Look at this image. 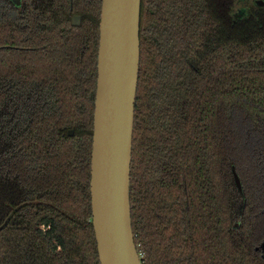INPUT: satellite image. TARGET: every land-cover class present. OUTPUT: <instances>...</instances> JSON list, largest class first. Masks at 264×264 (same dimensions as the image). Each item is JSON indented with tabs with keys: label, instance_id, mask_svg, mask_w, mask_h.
Masks as SVG:
<instances>
[{
	"label": "trees",
	"instance_id": "obj_1",
	"mask_svg": "<svg viewBox=\"0 0 264 264\" xmlns=\"http://www.w3.org/2000/svg\"><path fill=\"white\" fill-rule=\"evenodd\" d=\"M254 1L141 0L129 201L142 264H264ZM100 7L0 0V264H99L89 181Z\"/></svg>",
	"mask_w": 264,
	"mask_h": 264
},
{
	"label": "water",
	"instance_id": "obj_2",
	"mask_svg": "<svg viewBox=\"0 0 264 264\" xmlns=\"http://www.w3.org/2000/svg\"><path fill=\"white\" fill-rule=\"evenodd\" d=\"M19 6L20 0H11ZM254 4L264 8V0ZM141 0H101L90 162L91 224L99 264H142L129 201ZM245 9H239L234 20ZM80 18L72 16L78 27ZM72 137L73 132L68 131ZM237 190L238 176L233 172ZM1 230V227H0ZM264 251V242L260 247Z\"/></svg>",
	"mask_w": 264,
	"mask_h": 264
},
{
	"label": "flooded vegetation",
	"instance_id": "obj_3",
	"mask_svg": "<svg viewBox=\"0 0 264 264\" xmlns=\"http://www.w3.org/2000/svg\"><path fill=\"white\" fill-rule=\"evenodd\" d=\"M240 9H247V7L246 6H241V7H239ZM239 10V9H238ZM73 16H77V15H73ZM79 17V16H78ZM80 18V17H79ZM80 21H81V19H80ZM80 25V24H79Z\"/></svg>",
	"mask_w": 264,
	"mask_h": 264
},
{
	"label": "rangeland",
	"instance_id": "obj_4",
	"mask_svg": "<svg viewBox=\"0 0 264 264\" xmlns=\"http://www.w3.org/2000/svg\"><path fill=\"white\" fill-rule=\"evenodd\" d=\"M238 9V8H237ZM236 13V12H235Z\"/></svg>",
	"mask_w": 264,
	"mask_h": 264
}]
</instances>
